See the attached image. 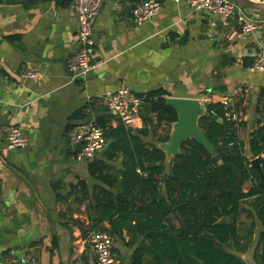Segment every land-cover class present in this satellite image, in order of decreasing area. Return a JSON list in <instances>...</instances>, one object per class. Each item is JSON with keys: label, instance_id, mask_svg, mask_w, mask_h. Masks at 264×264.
Returning <instances> with one entry per match:
<instances>
[{"label": "crops", "instance_id": "obj_1", "mask_svg": "<svg viewBox=\"0 0 264 264\" xmlns=\"http://www.w3.org/2000/svg\"><path fill=\"white\" fill-rule=\"evenodd\" d=\"M70 3H0V127L17 125L27 137L23 147L7 148L0 136V264H94L86 235L92 231L87 212L93 216L90 194L97 181L87 172L89 161L75 159L66 133L74 124L108 115L102 97L120 81L136 95L162 89L164 97L229 106L240 99L237 138L243 142L261 120L257 95L264 89V71L246 67L253 53L264 49V4L240 5L256 24L244 36L234 18L192 10L186 0H161L156 14L140 24L131 19V0H100L92 20L95 67L75 78L65 66L77 48ZM23 70L35 76H19ZM139 114L129 128L142 126ZM108 123L114 126L117 120L111 117ZM250 201L241 203L236 220L238 244L229 241L223 248L244 264H258L256 220L251 237L244 239ZM168 220L177 223L172 215ZM129 232L108 233L116 264H130L141 240ZM29 246L37 247L32 262L19 258ZM151 263L145 252L139 264Z\"/></svg>", "mask_w": 264, "mask_h": 264}, {"label": "trees", "instance_id": "obj_2", "mask_svg": "<svg viewBox=\"0 0 264 264\" xmlns=\"http://www.w3.org/2000/svg\"><path fill=\"white\" fill-rule=\"evenodd\" d=\"M35 1L0 3L28 6ZM54 1L61 5L71 2ZM131 1L132 5L141 0ZM137 95L141 99L140 128L131 129L118 122L110 125V113L96 118L109 144L99 157L87 163L88 174L97 181L90 194L89 211L93 216L87 212L90 230L117 235L124 229L141 235L130 264L141 263L145 252L151 255V264H193L192 258L200 264H244L226 252L223 245L229 241L238 244L236 220L243 209L241 203L251 199V222L244 239L251 237L256 220L260 230L253 257L258 264H264V89H259L257 95L261 120H257L246 142L237 138L242 122L229 117L231 111L242 109L241 100L230 106L221 101L208 102L197 125L213 146L214 154L186 139L169 162L156 144L166 140L175 112L165 105L162 89ZM158 129L161 134H157ZM148 136L151 140H144ZM255 157L259 158L261 176L250 165ZM116 160L118 165L113 163ZM116 193L124 200L116 202ZM168 215L173 216L176 225L170 223Z\"/></svg>", "mask_w": 264, "mask_h": 264}, {"label": "built area", "instance_id": "obj_3", "mask_svg": "<svg viewBox=\"0 0 264 264\" xmlns=\"http://www.w3.org/2000/svg\"><path fill=\"white\" fill-rule=\"evenodd\" d=\"M186 3L192 10H205L223 20L234 18L241 35H249L256 28L255 22L248 19L240 5L232 0H186ZM70 4L77 22L75 32L77 48L66 60L65 66L72 77L80 78L95 67V64L90 62L94 51L92 20L98 11L100 0H72ZM159 7L160 2L157 0L135 2L130 8L131 19L134 23L140 24L156 14ZM253 55L252 62L246 67L247 71H264V49L260 47ZM235 61L240 64L241 58L237 57ZM19 76L31 78L35 76V73L23 70L19 72ZM102 102L117 122L126 127L133 126L141 107L139 96L123 81H120L113 91L105 93ZM222 104L226 105V102L222 101ZM229 114L232 120H239V112L231 111ZM0 136L4 139L7 148L23 147L27 142L25 132L14 124L0 127ZM66 140L67 144L74 148L75 159L84 161L92 160L102 151L105 144L102 128L92 119L68 128ZM86 241L94 252V264L117 263L111 251L112 240L107 232L92 230L87 233ZM36 248V246L27 247L19 258L34 261L37 254Z\"/></svg>", "mask_w": 264, "mask_h": 264}, {"label": "water", "instance_id": "obj_4", "mask_svg": "<svg viewBox=\"0 0 264 264\" xmlns=\"http://www.w3.org/2000/svg\"><path fill=\"white\" fill-rule=\"evenodd\" d=\"M261 2L263 0H260ZM165 105L171 107L176 115L174 122L170 124L168 136L165 141L157 143V147L164 153V159L169 162L171 157L179 152V145L183 140L191 139L195 143L201 145L208 153L214 154L213 146L203 135L197 125V120L203 116L207 108V102H199L195 98L189 97H164ZM215 121H219L215 119ZM109 144V140L105 141L102 148L104 150ZM250 165L257 169L261 176L259 158L255 157L250 160ZM114 200H124V198L116 193ZM193 264H200L198 260L192 258Z\"/></svg>", "mask_w": 264, "mask_h": 264}, {"label": "rangeland", "instance_id": "obj_5", "mask_svg": "<svg viewBox=\"0 0 264 264\" xmlns=\"http://www.w3.org/2000/svg\"><path fill=\"white\" fill-rule=\"evenodd\" d=\"M234 1L235 3L241 5V6H244L243 4H249L251 2H254L255 4L257 5H262L264 4V0L261 2L260 0H232Z\"/></svg>", "mask_w": 264, "mask_h": 264}]
</instances>
